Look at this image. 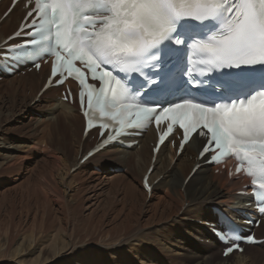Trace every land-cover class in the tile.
<instances>
[{
  "label": "snow or ice",
  "instance_id": "1",
  "mask_svg": "<svg viewBox=\"0 0 264 264\" xmlns=\"http://www.w3.org/2000/svg\"><path fill=\"white\" fill-rule=\"evenodd\" d=\"M20 3L26 15L14 35L34 28L33 38L5 47L37 69L54 57L49 83L77 80L86 118L98 111L117 136L166 121L160 142L178 128L181 150L194 133L205 137L201 156L235 157L264 214V0H12L4 16ZM143 187L152 190L147 176ZM220 238L225 257L243 251L241 239L255 243L234 231Z\"/></svg>",
  "mask_w": 264,
  "mask_h": 264
},
{
  "label": "bare ground",
  "instance_id": "2",
  "mask_svg": "<svg viewBox=\"0 0 264 264\" xmlns=\"http://www.w3.org/2000/svg\"><path fill=\"white\" fill-rule=\"evenodd\" d=\"M11 1L0 2V54L8 53L5 44L17 42L8 38L25 20L23 3L4 16ZM3 61L0 55V63ZM48 73V65L39 72L21 67L12 75L0 69V182L13 175L18 177L13 186L28 182L27 189L8 202L5 197L0 199V204L7 203L9 213L7 220L0 217V263L15 257L14 264H51L68 257L62 264H110V256L119 250L145 245L143 242L147 241L142 236L149 231H145L144 220L168 224L156 226L160 232L168 226H182L164 234L159 242L150 240L151 247L158 248L159 243L172 259L185 255V245L199 252L200 260L195 264H249L257 260L264 243L247 245L243 253L224 257V246L213 232V228L222 225V213L242 227L247 214L258 216L247 187L250 179L241 175L229 178L221 166L206 164L207 156L197 159L205 142L198 136L192 138L181 155L164 144L153 161V130L140 138L127 139L138 140L137 145L111 146L82 163V158L100 142L97 132L84 136V116L77 104L62 101L64 87H52L42 93ZM17 97L23 102L30 99L25 104L17 103ZM9 99L11 107L5 110ZM20 104H24L22 112L29 105L21 123L28 120L30 124L11 129L13 109ZM42 109L47 113L38 120L35 113ZM2 114L7 117L4 123ZM15 134L21 135L20 144L15 143ZM7 144L12 150H3ZM109 161L115 166L110 169L111 175L104 176ZM196 166L199 168L194 169ZM150 167L153 187L149 193L143 187V178ZM99 210L103 214L94 220ZM84 211L93 221L84 219ZM106 217L113 221L107 227ZM248 227L258 239H264V219L259 226ZM61 236L63 243L59 248L53 242ZM100 252L109 258L102 261ZM28 253L36 260H24L22 256ZM46 253L53 255L44 258ZM119 253L122 256L116 264H160L150 249L146 259L138 257L133 263L126 259L125 252ZM217 253L221 256L212 262L210 258Z\"/></svg>",
  "mask_w": 264,
  "mask_h": 264
},
{
  "label": "rangeland",
  "instance_id": "3",
  "mask_svg": "<svg viewBox=\"0 0 264 264\" xmlns=\"http://www.w3.org/2000/svg\"><path fill=\"white\" fill-rule=\"evenodd\" d=\"M22 99L23 98H21V97H17L16 98V102L17 103L18 102H22V103L25 104V103H27L29 101L30 98L29 97L27 98V102L21 101ZM10 102H11V99H9V102L5 101V104H6L5 105V107H6L5 110H9V108L11 107L10 106ZM24 104H20V105H18L17 107H15L13 109L14 116L12 117L13 120L11 121V122H13L12 123L13 126L9 125V127L11 129L13 127H17V128H20L21 129V128H23L25 126V124H26V126H29V124H30L29 122L30 121H28V120H24V122L21 123L22 120H23L22 118L25 117L26 113L28 112L27 110L29 109V105H28V109L27 110L25 109V112H22V110L24 109V108H22ZM1 108L3 110V107H1V105H0V110H1ZM46 113H47V110L46 109H42V111L40 110L38 113H35L36 114V118L38 120H42L44 118V115ZM6 119H7L6 114H2L1 115V121H2V123H4V121ZM15 136H16L15 143L16 144H20L21 143L20 142L21 141V139H20L21 138V135L15 134ZM8 146H9V144H7L6 147H4L3 150H12ZM16 153L18 154L19 153V150H17ZM113 166H115V164L113 163V161H109L106 164V166H105L106 167V170H108V169L109 170L107 172H103L102 175H104V176L111 175V172L112 171L110 172V169ZM92 167H94V166L92 165L91 168ZM16 178H18V177L13 175V176H9V178L6 177L5 179H3L0 182V199L1 200L3 199V197H5L7 199V202H8L11 197H15V196L19 195L22 191H24L25 189H27V187H26L27 184H28L27 181L26 182H22L19 185L13 186L14 185L13 184L14 183V180ZM6 188H7V190H6ZM81 213H82V215H83V217H84V219L86 221H93V220H89V219H92V218L89 216L88 211H84V213L83 212H81ZM97 213H98V217H96V219H94V220H97L99 218V216H101L103 214L101 210H99ZM0 217H1V219H3V217L6 220L8 219L9 213H8V210H7V203H6V205L5 204L2 205V203L0 204ZM145 218L147 219V217H145ZM104 220L106 221V227L108 226V224L110 223V221H112L109 217H106V219H104ZM143 224L146 226L145 228H147V230H145V231H149L148 234L142 236L143 241H147V242H143L145 245L142 246V248L139 247V246H137L136 249L128 250L125 247L124 249L119 250V252H121L122 254L125 252L126 259H129L131 261V263L135 262V260L138 257H143V258L145 257V259H146L147 258V249H150L152 251V253L154 255H156L155 258H157V260L159 261L160 264H163V263L164 264H195L197 259H198V261L200 260L199 252L198 251H195L192 247H188V246H185V245L182 248V250L185 251V255L184 256H181V257H176L174 259L168 257L166 255V253L163 252V250L160 249L161 248V245L159 243H158V245H159L158 248L157 247L156 248H153V247L150 246V240L156 241L158 239V242H159L161 239H163V235L164 234L169 233L172 230H176L179 227H182L180 224H177L176 226H170V227L168 226V229H166L163 232L162 231L160 232V230H157V227L156 226L161 227L163 225L165 226V225H168V224H164L162 222L156 223L154 221L153 222H151V221L150 222H147V220H144L143 221ZM47 238H49V237H46L44 239H47ZM58 243H60V244H58ZM62 243H63V237L62 236L59 239H57L56 242H53V244L54 245H57L59 248L61 247ZM262 243H264V241ZM206 244H210V243L207 242ZM258 245H260V244H258ZM119 252L117 254L114 253V254H112L110 256V264H116V262L118 260V257H119V260H120V257L122 255H120ZM259 252H260V256L257 258V260H255L254 262L251 261L249 264H264V249H262ZM32 255H33L32 253H28V254L24 255L25 257L22 256V258H24V260H31V259H33L35 261L36 260L35 259V256L34 255L32 256ZM47 255L52 257L53 254H47L46 253V254L43 255V257L45 258ZM100 255L102 257V259H101L102 261H105L107 258H109V255L106 254V253H104V252H100ZM221 255H220V253L213 254L210 259H211L212 262H214L216 260V258H219ZM86 257L87 258H90V259L93 258L91 256H86ZM14 259H15V257H10V260L11 261L10 260H4V261H1L0 264H14V261H13ZM161 259H162L163 262H161ZM63 260H68V257H60V258L56 259L55 261H53L51 264H62ZM100 264H101V262H100ZM134 264H137V263H134Z\"/></svg>",
  "mask_w": 264,
  "mask_h": 264
}]
</instances>
